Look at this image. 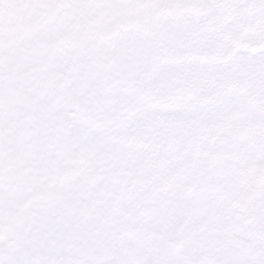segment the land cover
Here are the masks:
<instances>
[{"label": "snow or ice", "instance_id": "1", "mask_svg": "<svg viewBox=\"0 0 264 264\" xmlns=\"http://www.w3.org/2000/svg\"><path fill=\"white\" fill-rule=\"evenodd\" d=\"M0 264H264V0H0Z\"/></svg>", "mask_w": 264, "mask_h": 264}]
</instances>
